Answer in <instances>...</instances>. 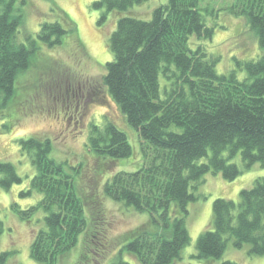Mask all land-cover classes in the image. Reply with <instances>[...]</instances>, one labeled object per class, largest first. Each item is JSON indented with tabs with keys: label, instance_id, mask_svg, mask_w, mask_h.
I'll use <instances>...</instances> for the list:
<instances>
[{
	"label": "trees",
	"instance_id": "trees-1",
	"mask_svg": "<svg viewBox=\"0 0 264 264\" xmlns=\"http://www.w3.org/2000/svg\"><path fill=\"white\" fill-rule=\"evenodd\" d=\"M147 1L101 0L95 7L107 14L124 13ZM27 5V0H0L1 109L15 103L17 81L30 70L35 46L54 48L62 46L68 34L76 38L74 24L65 28L56 21L40 26L39 42L20 43ZM231 13L247 18L264 50V0H241ZM213 35L200 0H169L153 11L150 21L120 18L109 39L113 59L106 64L105 85L138 133L142 158L136 171L110 177L103 191L107 198L148 216L141 227L120 238V250L110 264H129L123 259L125 253L142 264H174L190 243L189 205L197 201L195 191L204 178L221 174L229 181L237 179L242 169L229 160L239 154L245 169L264 164V55L256 61L236 62L234 71L220 74L219 58L190 44L194 36L202 40ZM89 141L101 159L126 160L134 155L128 136L112 123L102 128L93 125ZM18 145L34 168L19 196L27 199L36 194L38 201L24 210L15 203L13 209L24 222L43 215L31 259L35 264H59L83 235L82 258L102 260L110 245L108 221L97 196L91 200L94 208L88 209L80 193L82 166L57 160L50 137L20 139ZM23 181L14 164L0 161L1 189L8 191ZM240 197L239 203L214 202L213 230L204 232L197 243L200 261L222 258L229 242L238 249L250 245V254L264 257V178ZM14 254L0 253V264H9Z\"/></svg>",
	"mask_w": 264,
	"mask_h": 264
},
{
	"label": "rangeland",
	"instance_id": "rangeland-1",
	"mask_svg": "<svg viewBox=\"0 0 264 264\" xmlns=\"http://www.w3.org/2000/svg\"><path fill=\"white\" fill-rule=\"evenodd\" d=\"M98 1L101 0H27L24 24L18 34L20 43L27 44L32 39L39 42L36 38L40 26L56 21L65 28L74 24L76 38L68 34L63 45L54 48L35 46L37 53L32 59L30 70L21 74L17 81L19 90L15 103L7 109L0 108V161L14 164L24 179L21 185H15L8 191L0 188V220L3 222L0 253L16 251L9 264H35L30 256L31 245L38 229L43 225V215H37L33 222H24L12 206L17 203L24 210L38 201L36 194L27 199L19 196L20 192L28 187L34 175L30 159L19 149L20 139L33 136L50 137L54 143L53 155L57 160L66 161L72 166H82L80 193L88 209L94 208L91 200L97 196L99 205L103 208L102 216L108 221L106 237L110 245H107L108 249L102 260L98 258V261H94V258L87 261L82 258V252L85 250L81 235L77 248L64 256L67 257L66 260L61 258L59 264H110L120 250V238L148 221L147 215H140L125 208L107 198L103 191V186L110 177L120 172L136 171L142 158L138 133L128 124L105 85L106 64L113 59L108 44L119 19L133 17L150 21L153 11L167 4L169 0H149L127 12L109 14L104 9L95 7ZM240 1L200 0L205 24L214 29V35L211 39L202 40L194 36L190 44L192 49L201 46L210 55L218 57L217 69L220 74L234 71L236 62L256 61L264 55V50L260 48L258 38L250 28L247 18L231 13L232 8ZM104 16L106 19L100 23ZM238 73L240 77L245 75L243 71ZM95 92H98L97 96L94 95ZM88 93L92 95L93 101L85 105ZM102 95L105 96L104 101ZM68 98L73 102V112L80 106L78 116L72 119L70 115L69 118L65 115L69 112V103L66 101ZM67 118L69 122L66 121ZM105 123L114 124L128 136L134 149L132 158L101 159L93 153L89 144L91 128L93 125L102 128ZM224 156L227 158L228 153ZM206 161L203 160L202 163ZM229 162L239 166L242 174L233 181L226 180L221 174H208L204 178V182L195 191L197 201L189 205V217L186 222L190 243L174 264H222L225 261L264 264V257L250 254V245L238 249L233 242L228 243L227 250L220 259L204 262L196 257L200 236L208 230H213L214 202L226 199L239 203L240 193L252 189L256 180L264 178V164L245 169L241 154ZM123 259L129 264H142L127 253Z\"/></svg>",
	"mask_w": 264,
	"mask_h": 264
},
{
	"label": "flooded vegetation",
	"instance_id": "flooded-vegetation-1",
	"mask_svg": "<svg viewBox=\"0 0 264 264\" xmlns=\"http://www.w3.org/2000/svg\"><path fill=\"white\" fill-rule=\"evenodd\" d=\"M84 87H87V86H84ZM86 95V94H85ZM85 95H83V97L85 96ZM95 96H97L98 95V92H97V94H96V92H95V94H94ZM88 97H87V102L85 103V105H87V103H89L91 100H92V95L90 94V93H88V95H87ZM103 97H102V101H104V98H105V96L104 95H102ZM82 97V98H83ZM77 98H78V96H77ZM66 101L69 103L68 105H67V111H69V112H66L65 113V115H66V117H68L69 118V115H70V119H72V118H74V117H77L78 116V112H79V105H78V107H77V111L76 112H73L72 111V107H73V105H72V101H71V99L70 98H68V99H66ZM93 101V100H92ZM94 101H95V99H94ZM79 102V101H78ZM76 108V107H75ZM75 114H77V115H75ZM68 118L66 119V121L68 120ZM68 122H69V120H68Z\"/></svg>",
	"mask_w": 264,
	"mask_h": 264
}]
</instances>
